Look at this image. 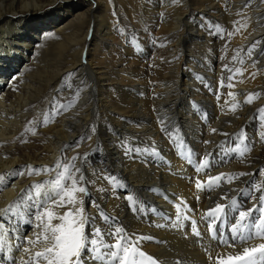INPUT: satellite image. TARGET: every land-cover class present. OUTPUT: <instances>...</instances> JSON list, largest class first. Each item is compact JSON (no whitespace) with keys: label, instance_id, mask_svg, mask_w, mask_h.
Listing matches in <instances>:
<instances>
[{"label":"bare ground","instance_id":"obj_1","mask_svg":"<svg viewBox=\"0 0 264 264\" xmlns=\"http://www.w3.org/2000/svg\"><path fill=\"white\" fill-rule=\"evenodd\" d=\"M225 1L0 0V175L6 176L0 184V209L17 200L23 184L30 187L49 180V172L43 171L25 178L28 166L43 169L78 156L74 164L88 189L87 195L79 197L89 217L86 232L109 228L103 213L115 218L111 223L122 226L133 240L147 237L140 241L139 250L159 262L211 264L194 243L192 222L197 223L217 203L239 199L250 208L260 195L255 186L264 182L259 174L264 168V117L258 114L264 104V48L254 50L251 58L246 55L244 69L255 73L262 86L248 80L221 87L219 55L201 54L210 41L205 26L212 23L228 29L235 21L239 26L246 20L252 24L248 25L252 36L242 44L240 34L232 45L248 49L254 42L263 43L264 2L230 0L227 5ZM140 17L148 29L126 36L115 32L124 22L137 29ZM46 35L51 36L45 41L49 55L35 61L33 72L26 76L34 62L26 55L34 54L36 43ZM92 58H98L95 65L112 70L94 68ZM14 69L19 71L9 77ZM249 93L260 95L245 104ZM10 96L18 101L7 106ZM63 99L71 100L69 108L53 118V106ZM42 100L48 105L44 115L51 122L49 126L43 122L34 133L35 147L23 163L16 151L3 150L25 130L21 125L28 121L26 106ZM85 138L86 143L78 147ZM241 139L252 146L243 158L232 151ZM209 153L211 167L197 172ZM17 171L24 175H16ZM240 172L255 175L231 183L225 177L208 190L209 176ZM197 180L204 182L203 190L197 189ZM225 196L228 199H221ZM36 211L29 208L13 219L3 217L0 264H31L34 253L47 246L42 238L34 246L28 243L42 232V227L26 222V215L36 217ZM16 245L29 249L22 253L28 254L26 261L11 253L19 251ZM232 249L211 243L209 257L227 261L242 251Z\"/></svg>","mask_w":264,"mask_h":264},{"label":"snow or ice","instance_id":"obj_2","mask_svg":"<svg viewBox=\"0 0 264 264\" xmlns=\"http://www.w3.org/2000/svg\"><path fill=\"white\" fill-rule=\"evenodd\" d=\"M251 2L252 0H248V4H251ZM261 2H264V0H261ZM234 23H239V21ZM242 26L246 27L247 25ZM229 35H232V33H229ZM258 43L259 41L254 42L248 48L249 58H251ZM240 63H243V61L241 60ZM255 63L256 61H253V66H255ZM235 74L243 75V72L237 69ZM71 75L69 74V76ZM250 75L253 78L255 77V73ZM228 79L232 80L233 76H229ZM221 86H224L223 82ZM227 87L232 88L234 85L229 83ZM228 95L234 96L235 94L229 92ZM259 95V93H249L244 103L251 104L254 99L259 98ZM61 109H64L62 104L53 106V118L59 114ZM233 110H235V107ZM258 111L264 115V107H261ZM48 122L46 116L44 123ZM262 127H264V124H262ZM217 131V129H212L213 133ZM221 134L229 135L228 133ZM244 139H241L240 144L232 149V151L238 152L241 158L252 150V146L245 144ZM261 141L264 142V134L261 135ZM205 143H210V141H205ZM241 146H243L242 150H239ZM78 158V156L72 157V160L68 163L58 160L54 169L50 167L38 169L28 166V175L40 174L41 171H54L56 175L46 182L33 184L28 189L22 190L16 201H13L5 209H0V229L3 228V217H10L12 214L19 215L18 205L28 203L30 208L37 209L35 215L36 219L40 221L38 227H42L40 236L36 240H29L28 243L34 246L42 238L47 244L42 251L34 253L31 264H39L41 260L45 264H87L88 261H92L93 264H143V261H147L149 264H157L155 258L139 250L140 241L148 238L137 237L133 240L122 226L111 223L115 218L101 213L109 228L96 227L91 232H86L85 227L89 222V217L83 207L69 209L62 215H56L51 210V208L57 206L75 205L78 199L77 194L87 195L88 189L85 186V177L74 164V161ZM211 163V153H209L207 158L198 165L197 172L210 168ZM15 174L22 176L24 172L17 171ZM259 174L264 177V168L259 169ZM245 175H255V173H220L214 177L209 176L207 181L208 190L218 187L219 182L224 180L225 177H227L226 182L231 183L234 179H239ZM106 179L114 178L106 177ZM3 180L4 177L0 175V182ZM196 187L198 190H203L204 182L197 180ZM255 191L260 195L254 198L250 208H245L243 204L233 200L231 204L217 203L214 208L204 213L202 219L207 221V229L213 239L228 247H236L237 244L242 246V251L230 256L227 261L221 260L218 256L217 264H264V242L252 247L244 246L256 239L264 241V182L257 184ZM249 195L251 196V190ZM128 199L132 200L131 197ZM221 199L226 200L228 197H221ZM93 205L99 207L95 202H93ZM179 208L180 205L177 206L178 218L180 216ZM229 210L236 212L237 216L233 217L234 223L230 222L229 224L231 236L230 239L226 240L223 233L219 232V225L227 218ZM53 220H58L59 223L53 224ZM192 223L193 234L199 237L201 233L196 226V222L193 221ZM2 242L3 237L0 236V246H2ZM28 251L29 249L26 248L25 252Z\"/></svg>","mask_w":264,"mask_h":264},{"label":"rangeland","instance_id":"obj_3","mask_svg":"<svg viewBox=\"0 0 264 264\" xmlns=\"http://www.w3.org/2000/svg\"><path fill=\"white\" fill-rule=\"evenodd\" d=\"M229 1L230 0H226L225 3L228 5L229 4ZM225 8V6H224ZM81 12V11H80ZM121 13L123 14V11L121 10ZM196 14V13H195ZM194 20L196 19L197 15H194ZM102 19V18H101ZM143 23V24H142ZM249 23V24H248ZM245 20L244 23H242L241 25L239 26H236V23L233 24V27L232 28H229L227 29V27L224 25V24H219L218 23H212L211 25H206L205 26V29H207L209 35H210V41H212L213 43H215L214 45L212 44V42L209 41V43L207 44V46L203 49L201 48V54H204L206 55L205 57L207 58V56L211 55L210 57H212L213 55L217 54L219 55L220 57V64L218 65L221 69H222V75H221V79L223 82V85H226V84H235L236 82L240 84L239 81L241 82H244V83H247V81H253V82H249L248 84H254L256 86H262V81H259V78H257V76L253 77L250 75L251 73H246L245 72V63H246V55H248V52L246 50L248 49H245L244 47H240L238 45H232V42L234 39H236L237 37H240V34H243L244 35V40L242 41V44L244 42L247 41V39L250 38V36H252L253 34V31L249 30V26L252 25L250 22H248ZM135 24L139 25V27L136 29L134 26H132V24H129L128 22H124L118 30H116L115 32H119V33H123L125 36L132 33V34H135V31L134 30H139L141 29L142 27L144 29H148V23L145 22L142 17H140V21H136ZM217 24V25H216ZM247 25L246 27H243L242 25ZM263 24L264 26V22L261 23V25ZM249 25V26H248ZM220 26V27H219ZM147 27V28H146ZM229 33H232V35H229ZM51 36L49 35H46L43 37V40L36 43L38 45L36 51L34 54H27L26 56L30 59H32L34 62H32V64L30 63L28 65V68L26 70V73L25 75L27 76L29 73H32L33 72V67L35 65V61L39 60V58L45 54V55H49L48 51L46 50V46H45V41H49ZM236 37V38H235ZM150 40H153V38H150ZM215 41V42H214ZM47 45V43H46ZM210 45V46H209ZM252 44H250L251 46ZM213 46V47H212ZM220 46V47H219ZM262 46V48H264V42L262 43H258L256 48L254 50H257L258 47ZM210 49H209V48ZM195 48V47H194ZM222 48V49H221ZM221 49V50H220ZM229 51V52H228ZM234 51V52H233ZM236 53V54H235ZM231 54V55H230ZM235 58V59H234ZM95 60H93V65H94V68H107L108 70H112V67L110 66H106V65H95L97 64L98 62V58H94ZM112 58H108L107 59V65H111L112 63ZM243 61V63H240V61ZM110 63V64H109ZM222 64V65H221ZM222 66V67H221ZM40 67H42V65H40ZM239 69L241 72H243V75H239V74H235L236 73V70ZM262 69V68H261ZM264 69V68H263ZM262 69V70H263ZM17 71H19V69H14L10 76L13 74V73H16ZM245 73V74H244ZM225 76V77H224ZM229 76H233V79L232 80H229L228 77ZM224 78V79H223ZM258 79V81H257ZM224 80V81H223ZM23 81V80H22ZM17 82H20V81H17ZM261 83V84H260ZM247 84V85H248ZM21 84H18V86L20 87ZM217 85H219V83H217ZM221 86V85H220ZM219 86V87H220ZM222 87V86H221ZM51 94V93H50ZM49 94V95H50ZM13 95V94H12ZM11 97V96H10ZM18 99L17 97L13 98L12 97L10 98V100H8L7 102V106H9L10 102L13 104V103H17ZM70 101L71 100H68V99H63L61 100L59 103L64 105V109L66 108H69V104H70ZM38 102V101H37ZM35 103V104H28L26 106V110H25V117L28 118V121L25 122V123H22L21 125V128L22 129H25L23 131H21L20 135L17 137V140L11 144V147L9 148H6L3 150V152H7V151H10V150H14L16 151V154L17 155H22V159H23V163L26 160V156L27 154L29 153H32L33 151V148L35 147L34 145V141L37 140V138L35 137L34 133H36L37 131L40 130V126L41 124L44 122L45 120V117L47 116V119H48V123H46L48 126L51 122L50 118H49V115H44V112L46 110V108H48V105L45 103L44 100L38 102V103ZM15 105V104H13ZM261 107H264V104L261 106ZM260 107V108H261ZM259 108V109H260ZM64 109H61V111H63ZM258 114L261 115L262 117H264L259 111H258ZM44 115V116H43ZM31 142V143H30ZM86 143V138L79 144L78 147L80 146H83L84 144ZM33 144V145H32ZM29 146V147H28ZM77 147V149H78ZM28 152V153H27ZM21 158V157H20ZM33 168H38V166L36 165H31ZM48 167L50 168H55V165L54 164H51L49 165ZM36 174H32V175H28V173L25 174V178H28V177H33L35 176ZM56 175V173L53 171V172H49V180L51 178H53L54 176ZM4 178L6 179V176H4ZM0 184H2V182H0ZM70 186V185H69ZM29 186L27 184H23L22 186V190L24 189H28ZM78 195V199H77V202L75 205H68L67 207H54V208H51L52 211H54V213L56 215H62L65 211H68L69 209H75L77 207H83V201H82V204H81V199L79 198L81 196V194H77ZM84 196V195H83ZM238 203L240 204H243L245 203L243 200H240L237 199L236 200ZM225 204H230V202L228 203H225ZM246 203L244 204V207L246 208ZM19 209H20V213L22 211H27L30 207H29V204L28 203H23V204H20L18 205ZM84 208V207H83ZM85 210V208H84ZM15 214H12L10 217H12V219L15 217L14 216ZM227 218L224 220V223L220 224L219 225V232L223 233V236H224V239L228 240L230 239V232H229V224L230 222L231 223H234V220H233V217L237 216V213L234 212V211H231L229 210L228 214H227ZM204 216V214L201 216V218L199 219V221L196 223V226L198 227L201 235L199 236V239L196 235H194L195 237L193 238V240H196L198 242H194L196 247L199 249V251H201L202 254L205 255V257L207 258V261L208 263H211V264H217V256L214 258V259H211L209 257V247L211 245V243H216L218 245H222L226 248V250H231L233 247H228L224 244H219L218 243V240L216 239H213L210 235V233L208 232V229H207V221L202 219V217ZM233 220V221H232ZM30 221V224L36 226L37 228H41V227H38V225L40 224V221H38L36 219V217H33L31 214L29 215H26V222L28 223ZM53 224H56V223H59L58 220H53L52 221ZM201 224V226H200ZM223 225V226H222ZM221 227V228H220ZM226 227V228H225ZM207 229V230H206ZM222 229V230H221ZM203 230V231H202ZM8 231V230H6ZM224 231V232H222ZM24 232V231H23ZM204 232V233H203ZM25 233V232H24ZM207 235H206V234ZM203 234V236H202ZM36 235H39L40 236V232L36 233ZM206 235V236H205ZM24 236V235H23ZM131 237V236H130ZM202 238V239H201ZM133 239V238H132ZM198 239V240H197ZM201 239V241H199ZM203 240V241H202ZM211 241V242H210ZM255 240L253 241H250L247 245H244V246H248V247H251V246H255V245H258L259 242H263L261 240L258 239V242H254ZM209 243V245L207 243ZM254 242V243H253ZM20 242L17 243V245H19ZM198 243V245H197ZM251 243V244H250ZM200 244V245H199ZM206 246H205V245ZM255 244V245H254ZM17 249H19V251H15V252H11L13 255H15V257H17L16 259H20V261H26L27 258L25 257H28V254H22L24 253V249L23 248V245H20V246H17ZM207 245L209 246L208 249H207ZM205 246V247H204ZM15 247V249H16ZM237 248H241L242 249V246L237 244L236 245ZM234 247V249L236 248ZM232 249V250H234ZM22 254H20V253ZM221 260H225V257L223 258H220ZM157 261V264H168L164 261H160L158 259H156ZM213 261V262H212ZM169 264H175L173 261H168ZM176 262V261H175ZM21 263V262H19ZM18 263V264H19ZM14 264V263H13ZM39 264H45L44 261H40ZM143 264H149V262L147 261H143Z\"/></svg>","mask_w":264,"mask_h":264}]
</instances>
